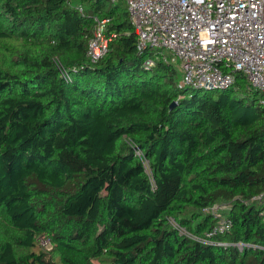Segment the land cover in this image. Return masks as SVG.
<instances>
[{
  "label": "trees",
  "instance_id": "obj_1",
  "mask_svg": "<svg viewBox=\"0 0 264 264\" xmlns=\"http://www.w3.org/2000/svg\"><path fill=\"white\" fill-rule=\"evenodd\" d=\"M0 41L19 44L0 66V264H264L246 203L264 192V94L145 69L123 3L0 0ZM223 218L231 230L208 239ZM40 238L51 248L30 252Z\"/></svg>",
  "mask_w": 264,
  "mask_h": 264
},
{
  "label": "built area",
  "instance_id": "obj_2",
  "mask_svg": "<svg viewBox=\"0 0 264 264\" xmlns=\"http://www.w3.org/2000/svg\"><path fill=\"white\" fill-rule=\"evenodd\" d=\"M107 1L125 5L137 35V53H146L145 69L154 68L157 61L178 63L180 90H226L233 88L241 76L248 89L264 94V0ZM96 22L87 48L91 63L108 51L105 31L109 19ZM246 203L259 205L264 217V192ZM230 208L227 202L207 211L217 216L222 209ZM231 228L232 222L223 218L206 237L223 235ZM40 244L47 251L51 248L47 238H41ZM236 247L240 251L256 248L244 243Z\"/></svg>",
  "mask_w": 264,
  "mask_h": 264
},
{
  "label": "rangeland",
  "instance_id": "obj_3",
  "mask_svg": "<svg viewBox=\"0 0 264 264\" xmlns=\"http://www.w3.org/2000/svg\"><path fill=\"white\" fill-rule=\"evenodd\" d=\"M107 5L110 6V5H112V3L110 1H107ZM11 43H12V45L9 46V44H11ZM17 45H19V44L17 42H14V41L13 42L0 41V66H2L3 62L8 60V58H9V54L8 53L11 50H13L14 48H17L18 47ZM171 64L173 65V67L179 68L177 62H172ZM135 152H136L137 155H140L139 151L135 150ZM144 164H145L147 172H148L147 162H145ZM219 205H223V204H219ZM222 211L225 212V213H223V216H225L226 212L228 210L227 209H225V210L222 209ZM220 213H222V212H220ZM40 243H41V238L36 241L35 246L33 247V249L30 250V252H34L35 254L40 253V250L46 252L47 250L45 248H43ZM94 264H99V263L95 262Z\"/></svg>",
  "mask_w": 264,
  "mask_h": 264
},
{
  "label": "water",
  "instance_id": "obj_4",
  "mask_svg": "<svg viewBox=\"0 0 264 264\" xmlns=\"http://www.w3.org/2000/svg\"><path fill=\"white\" fill-rule=\"evenodd\" d=\"M174 106H175V103H172L171 106H170V108H173Z\"/></svg>",
  "mask_w": 264,
  "mask_h": 264
}]
</instances>
